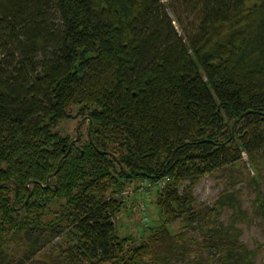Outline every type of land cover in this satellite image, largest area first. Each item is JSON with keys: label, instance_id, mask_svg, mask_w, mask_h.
<instances>
[{"label": "trees", "instance_id": "trees-1", "mask_svg": "<svg viewBox=\"0 0 264 264\" xmlns=\"http://www.w3.org/2000/svg\"><path fill=\"white\" fill-rule=\"evenodd\" d=\"M71 109L84 147L60 134ZM243 154L264 165V0H0V264L60 226L65 264H256L219 220L233 195L192 197ZM138 178L162 221L123 250L113 195Z\"/></svg>", "mask_w": 264, "mask_h": 264}, {"label": "rangeland", "instance_id": "rangeland-1", "mask_svg": "<svg viewBox=\"0 0 264 264\" xmlns=\"http://www.w3.org/2000/svg\"><path fill=\"white\" fill-rule=\"evenodd\" d=\"M169 15L172 14L169 12ZM178 29L176 23H173ZM70 119L60 124V134L67 135L70 140H74L79 136V141L74 143L78 147H84L88 144L87 115H76V109L70 110ZM242 162L234 168H228L206 175L201 178L192 188V197L198 205H213L214 201L221 195L232 194L237 203L231 207L223 205L219 209V220L223 223L234 222L236 227L241 231L240 241L248 246L249 249L257 251L254 258L256 264H261L264 260V228L261 225L260 218L257 213L256 204L254 202L257 187L260 196L264 200V165L262 164L256 173L249 166L245 155L242 156ZM157 185H149L143 179H133L123 183V189L119 194L113 197L120 201L121 208L115 214L113 219L114 232L119 240L127 239L124 242L123 250L129 248L130 245L140 244L144 242L151 232L157 228L162 221L160 212L155 204ZM110 191L107 192V196ZM56 210L52 207V210ZM51 215L50 217H52ZM183 221L177 219L168 225V229L172 234L182 231ZM59 234H49L38 231L32 232L34 241H27L35 253L28 256L29 250L24 253L25 246H22L17 252L18 256L25 264H65L64 251L65 244L69 236L65 228L59 227ZM187 235L198 238L196 232L189 231Z\"/></svg>", "mask_w": 264, "mask_h": 264}, {"label": "water", "instance_id": "water-1", "mask_svg": "<svg viewBox=\"0 0 264 264\" xmlns=\"http://www.w3.org/2000/svg\"><path fill=\"white\" fill-rule=\"evenodd\" d=\"M241 118V117H240ZM87 119V118H86ZM88 120V119H87ZM89 121V120H88ZM79 141V136L77 135L76 137H75V139L74 140H72L71 142H70V144H69V147H70V145H72V144H74V143H76V142H78ZM69 147H68V149H67V152H66V154L68 153V151H69ZM65 154V155H66ZM65 155H63V157L65 156ZM57 169H58V167H57ZM49 178V177H48ZM47 178V179H48Z\"/></svg>", "mask_w": 264, "mask_h": 264}, {"label": "flooded vegetation", "instance_id": "flooded-vegetation-1", "mask_svg": "<svg viewBox=\"0 0 264 264\" xmlns=\"http://www.w3.org/2000/svg\"><path fill=\"white\" fill-rule=\"evenodd\" d=\"M87 120V119H86ZM92 130V123L88 122V129H87V138L89 139L90 137V132Z\"/></svg>", "mask_w": 264, "mask_h": 264}]
</instances>
